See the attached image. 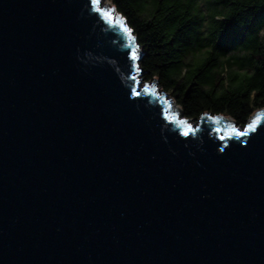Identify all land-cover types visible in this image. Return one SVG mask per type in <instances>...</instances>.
<instances>
[{
    "label": "water",
    "instance_id": "95a60500",
    "mask_svg": "<svg viewBox=\"0 0 264 264\" xmlns=\"http://www.w3.org/2000/svg\"><path fill=\"white\" fill-rule=\"evenodd\" d=\"M116 11L0 0V264H264V109L189 130Z\"/></svg>",
    "mask_w": 264,
    "mask_h": 264
},
{
    "label": "trees",
    "instance_id": "16d2710c",
    "mask_svg": "<svg viewBox=\"0 0 264 264\" xmlns=\"http://www.w3.org/2000/svg\"><path fill=\"white\" fill-rule=\"evenodd\" d=\"M137 35L148 81L187 118L264 109V0H110Z\"/></svg>",
    "mask_w": 264,
    "mask_h": 264
},
{
    "label": "rangeland",
    "instance_id": "374dc122",
    "mask_svg": "<svg viewBox=\"0 0 264 264\" xmlns=\"http://www.w3.org/2000/svg\"><path fill=\"white\" fill-rule=\"evenodd\" d=\"M100 2L102 3V5L100 6ZM106 4V5H105ZM112 5L107 1V0H100L99 3H98V8L100 9H109L111 8ZM114 11H116L115 8H113ZM117 12V11H116ZM118 16L122 17V15H120L118 12H117ZM138 80H139V83H140V86L141 87H145L147 85V87H152L153 85V82L154 81H148L145 79L144 77V72L143 70L141 69V67H139V73H138ZM157 82V81H156ZM154 90L156 91L157 93V90L159 91H162V88L158 85V83H155V86H154ZM172 95L169 93L168 97L170 98ZM169 109V107H168ZM170 110V109H169ZM260 109H256L254 110V112L250 115L249 117V122L251 123L252 121H254L258 115L256 114ZM171 112V111H170ZM206 112H204L203 114H205ZM171 114L173 115L174 113L171 112ZM175 115V114H174ZM209 115L211 116H214L212 114L209 113ZM231 116V115H229ZM232 117V116H231ZM177 118L178 119H185L187 118L185 116V114L183 113L182 109L179 110L178 114H177ZM234 118V117H233ZM184 121H186V124H189L190 126H195L197 123H198V120H194L193 118H188V119H185ZM227 123L229 124L230 127H234V128H238V129H242L244 128L245 126L247 125H238L236 122H235V119L234 120H229L227 121Z\"/></svg>",
    "mask_w": 264,
    "mask_h": 264
},
{
    "label": "snow or ice",
    "instance_id": "6c2138e0",
    "mask_svg": "<svg viewBox=\"0 0 264 264\" xmlns=\"http://www.w3.org/2000/svg\"><path fill=\"white\" fill-rule=\"evenodd\" d=\"M92 2H93V4H98L99 0H92ZM98 10H102L104 12L105 18H107L109 21H112L114 19V17L112 16V12L114 11V9H110V8L109 9H99L98 8ZM115 22H116V24L120 25L124 29L125 32L129 33V38L130 39H134L133 37H131V29H129L126 26H124V24H123V22L121 20H116ZM131 57H132L133 60L138 58L135 48L132 49ZM133 80H135V77H133ZM133 91L135 92L134 89H133ZM135 94L139 95L140 93L136 92ZM258 119H259V117L257 118V120ZM179 123L180 124H185L186 121L180 120ZM256 123H257V121L254 120L251 124L248 125V129L249 130H254L255 127H256ZM189 130H191V126L190 125H189ZM241 134H243V133H241ZM184 135H188V132L185 131Z\"/></svg>",
    "mask_w": 264,
    "mask_h": 264
},
{
    "label": "bare ground",
    "instance_id": "6f19581e",
    "mask_svg": "<svg viewBox=\"0 0 264 264\" xmlns=\"http://www.w3.org/2000/svg\"><path fill=\"white\" fill-rule=\"evenodd\" d=\"M100 1V0H99ZM102 5V3L100 2V6ZM106 5V4H105ZM139 69V68H138ZM138 73H139V71H138ZM157 93L158 94H161L162 95V91H159V90H157ZM169 99V97L166 95V97H165V100H168ZM229 121V120H228Z\"/></svg>",
    "mask_w": 264,
    "mask_h": 264
}]
</instances>
